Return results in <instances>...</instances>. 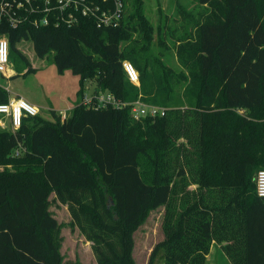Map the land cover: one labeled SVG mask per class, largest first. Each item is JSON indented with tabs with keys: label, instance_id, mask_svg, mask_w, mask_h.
<instances>
[{
	"label": "trees",
	"instance_id": "16d2710c",
	"mask_svg": "<svg viewBox=\"0 0 264 264\" xmlns=\"http://www.w3.org/2000/svg\"><path fill=\"white\" fill-rule=\"evenodd\" d=\"M198 1L199 18L174 39L187 73L150 53L154 32L165 41L168 15L157 9L154 30L143 0H123L116 27L83 18L4 29L9 56L30 65L17 44L31 41L36 56L52 53L59 72L79 75L80 87L65 117L52 110L51 120L36 114L0 129V264H63L53 203L66 205L97 264H136L133 234L160 207L163 239L147 264L160 250L162 264H206L213 243L229 264H264L255 186L264 169V0ZM87 81L126 105H85ZM8 99L0 85V103ZM135 101L164 113L133 118Z\"/></svg>",
	"mask_w": 264,
	"mask_h": 264
},
{
	"label": "rangeland",
	"instance_id": "374dc122",
	"mask_svg": "<svg viewBox=\"0 0 264 264\" xmlns=\"http://www.w3.org/2000/svg\"><path fill=\"white\" fill-rule=\"evenodd\" d=\"M168 15V32L165 41L160 42L153 33L150 41V53L172 67L176 72L187 73V69L179 63L175 54V37L191 29L193 21L199 18L203 6L198 0H143L142 9L154 30L159 22L158 11ZM264 17V12H262ZM17 49L24 53L30 65L15 56H9L7 74L0 73V85L4 87L9 97H22L24 100L36 103L38 114L43 119L51 120L52 110L69 109L77 101V90L80 87V76L70 70L59 72L53 62L52 53L41 58L35 55L31 41H22ZM27 71V72H26ZM90 81L84 84V94L89 95ZM61 117L65 113L59 112ZM193 187V186H192ZM55 218L63 225L60 230L62 237L61 253L63 264H97L92 253L91 242L87 241L77 228L71 229L67 224L70 216L65 205L53 203L50 207ZM163 207L149 213L145 221L134 232V247L132 256L136 264H147L154 245L163 239L161 230ZM207 257L206 264H217L216 256ZM162 251H158L152 264H162ZM219 263H222L220 260Z\"/></svg>",
	"mask_w": 264,
	"mask_h": 264
},
{
	"label": "built area",
	"instance_id": "2783aa9c",
	"mask_svg": "<svg viewBox=\"0 0 264 264\" xmlns=\"http://www.w3.org/2000/svg\"><path fill=\"white\" fill-rule=\"evenodd\" d=\"M125 15L123 0H0V73L7 74L9 61V43L5 30L23 25L41 26H77L83 18L92 19L97 27H116ZM5 29V30H4ZM122 67L128 79L138 84L139 74L133 64L124 60ZM85 105L113 106L126 105L109 92L85 94ZM38 108L22 97H9L0 103V129L17 130L24 117L38 114ZM133 118L156 116L164 113V108L135 101L131 108ZM64 117V116H63ZM18 152V150L16 151ZM256 193L264 197V169L255 175Z\"/></svg>",
	"mask_w": 264,
	"mask_h": 264
},
{
	"label": "crops",
	"instance_id": "0c3cea01",
	"mask_svg": "<svg viewBox=\"0 0 264 264\" xmlns=\"http://www.w3.org/2000/svg\"><path fill=\"white\" fill-rule=\"evenodd\" d=\"M90 83H92V82L90 81ZM94 88H95V85H94V83H92V85H91V90H90V94H89V95H91V94L94 92ZM32 104H34V105L37 107L36 103L33 102V100H32ZM72 107H73V106H72ZM72 107H71V108H72ZM71 108H70V109H71ZM70 109H69V110H70ZM55 111H56V110H55ZM56 112H57V113H59V112H61V113H65V115H67V113H68L69 111H65L64 109H59V110H57ZM58 204H60V203H58ZM61 205H63V204H61ZM65 206H66V205H65ZM211 252L213 253L212 256H214V255L216 256V258H217V264H229V261H228L226 255L224 254V252L222 251V249L220 248V246H219L218 244L213 243V244L211 245V247H210V251H209L207 257L211 254ZM207 259H208V258H206V261H207ZM220 260L222 261V263H219Z\"/></svg>",
	"mask_w": 264,
	"mask_h": 264
},
{
	"label": "water",
	"instance_id": "95a60500",
	"mask_svg": "<svg viewBox=\"0 0 264 264\" xmlns=\"http://www.w3.org/2000/svg\"><path fill=\"white\" fill-rule=\"evenodd\" d=\"M111 204H112V200L109 199V200H108V205H111Z\"/></svg>",
	"mask_w": 264,
	"mask_h": 264
},
{
	"label": "bare ground",
	"instance_id": "6f19581e",
	"mask_svg": "<svg viewBox=\"0 0 264 264\" xmlns=\"http://www.w3.org/2000/svg\"><path fill=\"white\" fill-rule=\"evenodd\" d=\"M9 72L11 73V70Z\"/></svg>",
	"mask_w": 264,
	"mask_h": 264
}]
</instances>
